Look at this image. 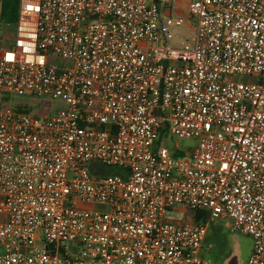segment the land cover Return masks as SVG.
Returning <instances> with one entry per match:
<instances>
[{"label": "built area", "instance_id": "2783aa9c", "mask_svg": "<svg viewBox=\"0 0 264 264\" xmlns=\"http://www.w3.org/2000/svg\"><path fill=\"white\" fill-rule=\"evenodd\" d=\"M164 1L19 0L0 90L65 107H0V264H264V0Z\"/></svg>", "mask_w": 264, "mask_h": 264}, {"label": "rangeland", "instance_id": "374dc122", "mask_svg": "<svg viewBox=\"0 0 264 264\" xmlns=\"http://www.w3.org/2000/svg\"><path fill=\"white\" fill-rule=\"evenodd\" d=\"M1 1V0H0ZM176 38L173 43L187 41L191 34V27H179L173 30ZM14 34V26L6 25L0 21V49L11 45ZM231 80L244 81L243 77H229ZM21 108L30 106L33 115H47L65 107L60 101L50 102L44 98L29 99L27 97L9 96L0 90V107ZM179 146H188L190 141H178ZM120 172L116 167H107L104 171ZM187 212L181 207L173 213H168L167 218L172 220H183ZM206 240L203 246V258L218 264H243L248 253L247 238L232 230L223 222L213 221L209 224Z\"/></svg>", "mask_w": 264, "mask_h": 264}, {"label": "trees", "instance_id": "16d2710c", "mask_svg": "<svg viewBox=\"0 0 264 264\" xmlns=\"http://www.w3.org/2000/svg\"><path fill=\"white\" fill-rule=\"evenodd\" d=\"M18 8H19V0H1L0 1V21L6 25L14 26L17 21L18 16ZM14 36V34H13ZM106 166H102L99 164H92L90 166V172L95 174V172H99L103 175L109 174H117L119 172L108 171L105 172ZM204 217V214L196 213V218Z\"/></svg>", "mask_w": 264, "mask_h": 264}, {"label": "crops", "instance_id": "0c3cea01", "mask_svg": "<svg viewBox=\"0 0 264 264\" xmlns=\"http://www.w3.org/2000/svg\"><path fill=\"white\" fill-rule=\"evenodd\" d=\"M186 2H187V0H177V4L173 8L174 12L177 15H183L185 13ZM169 5H170L169 4V0H165L164 3L161 4L160 11H161L162 16H166V15H168L170 13L171 9H170V6ZM183 211L187 212L186 218L183 219V220H173V221L178 222V223H191L192 220H191L190 217H188V215H190L189 212L186 211V210H183ZM4 220H5V217L2 216V215H0V222H4ZM243 237L247 238L244 235H243ZM247 245H248V253H247V255H246L245 259H244V262H245V260H246V258L248 256V254L250 253V249H251V243H250V240L248 238H247Z\"/></svg>", "mask_w": 264, "mask_h": 264}]
</instances>
